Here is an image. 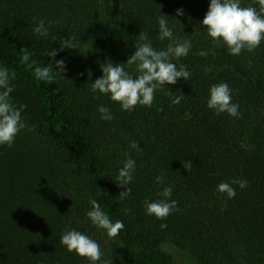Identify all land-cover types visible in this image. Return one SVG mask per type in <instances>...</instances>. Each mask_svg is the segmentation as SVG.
Returning <instances> with one entry per match:
<instances>
[{"label":"trees","instance_id":"1","mask_svg":"<svg viewBox=\"0 0 264 264\" xmlns=\"http://www.w3.org/2000/svg\"><path fill=\"white\" fill-rule=\"evenodd\" d=\"M209 3L0 0V67L15 73L12 101L26 105L22 119L32 128L22 129L11 146L0 145V264H93L60 244L71 229L100 245L103 255L94 264H178L165 245L189 252L194 264H264V40L251 52L230 55L199 23ZM240 3L259 10L255 0ZM161 15L174 38L191 42L187 56L170 61L185 65L191 77L157 89L151 107L132 111L92 93L104 63L125 64L135 74L126 61L140 32L154 49L167 47L170 41L158 38ZM34 18L44 20L47 36L34 33ZM68 38L75 48L47 55ZM22 49L31 54L29 63L52 64L54 71V59H63L66 71L37 80L21 63ZM222 82L239 118L207 107L210 87ZM169 90L183 95L180 104H171ZM101 105L112 120L100 118ZM128 158L135 160L134 179L122 200L124 188L114 179ZM236 179L248 185L232 184L234 198L217 191L219 183ZM168 186L171 197L158 195ZM162 199L175 200L177 210L164 220L147 215L145 200ZM92 200L111 221L123 222L119 235L110 238L91 223Z\"/></svg>","mask_w":264,"mask_h":264},{"label":"clouds","instance_id":"2","mask_svg":"<svg viewBox=\"0 0 264 264\" xmlns=\"http://www.w3.org/2000/svg\"><path fill=\"white\" fill-rule=\"evenodd\" d=\"M259 5V10L254 6H241L240 0H210L208 10L202 21L199 23L205 27L207 35L218 43L227 46L230 55H239L242 50L249 52L259 47L264 40V0H255ZM183 11L178 9L177 15H183ZM38 19V18H34ZM190 19V18H189ZM34 33L40 36L48 35V28L43 19H38ZM158 38L163 41L168 39L165 49L157 50L152 47L151 41L145 32L139 33V42L135 47V52L128 57L126 65L135 66L133 75L126 70L125 64L111 62L102 64V75L95 79L90 85L92 93L109 95L111 101L117 102L123 111H132L137 105L151 107L154 100L155 91L165 85L175 84L178 78L187 81L191 77V72L183 64H174L170 61H178L181 57L187 56L192 47L190 40L177 39L173 37L172 29L168 26L165 15L158 18ZM65 48H75L71 38L60 41V49H52L48 56L55 58L59 51ZM21 63H27L33 69L35 79L39 81H51L56 75L61 76V72L66 71V64L63 59L55 60L56 70L52 64L48 66L37 65L35 61L29 63L30 53L21 50ZM200 55H206L200 52ZM15 78V73L9 69L0 67V145L11 146L16 135L28 127L22 119V111L26 107L24 104L17 106L13 103L11 93L14 86L11 80ZM168 95L172 97L171 104L178 105L183 99V95L172 96L169 90ZM207 107L214 110L217 114L227 113L230 116L239 118V106L232 103L231 89L227 83L213 84L209 89V97L206 101ZM100 118L105 121L113 119L109 109L103 105L98 107ZM162 109H157L161 111ZM130 147L140 151L137 141H132ZM191 161L183 163V167L188 171L192 168ZM135 160L128 158L123 162L122 167L116 171L115 181L124 190L119 193L120 198L126 199L131 195L129 185L134 177ZM158 184L163 183V176L156 177ZM232 184H237L241 189L247 187L246 179H236L229 182H221L217 185V191L226 193L229 199L234 198L236 190ZM158 195L171 197L172 187H164ZM91 210L86 213L91 223L99 229L106 231L108 237L114 238L120 234L125 227L122 221H111L109 216L101 209L99 203L91 201ZM147 215L155 216L157 219H166L173 211L177 210L175 200H155L144 202ZM125 211H130L125 209ZM167 227L161 224V228ZM60 244L65 246L68 252H75L81 257L87 258L90 262L100 261L103 253L100 245L93 239L81 232L71 229L66 230L60 237ZM108 264V261H103Z\"/></svg>","mask_w":264,"mask_h":264},{"label":"rangeland","instance_id":"3","mask_svg":"<svg viewBox=\"0 0 264 264\" xmlns=\"http://www.w3.org/2000/svg\"><path fill=\"white\" fill-rule=\"evenodd\" d=\"M162 248L169 252L174 261L178 264H194L195 263V258L189 253V252H186V253H182L181 250L177 247H174L172 245H165V246H162Z\"/></svg>","mask_w":264,"mask_h":264}]
</instances>
